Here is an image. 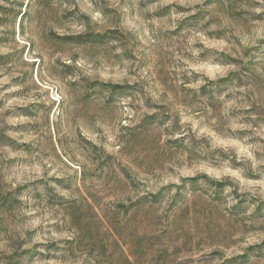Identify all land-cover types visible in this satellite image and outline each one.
Wrapping results in <instances>:
<instances>
[{
    "label": "rangeland",
    "instance_id": "obj_1",
    "mask_svg": "<svg viewBox=\"0 0 264 264\" xmlns=\"http://www.w3.org/2000/svg\"><path fill=\"white\" fill-rule=\"evenodd\" d=\"M262 203L264 0H0V264H264Z\"/></svg>",
    "mask_w": 264,
    "mask_h": 264
},
{
    "label": "trees",
    "instance_id": "obj_2",
    "mask_svg": "<svg viewBox=\"0 0 264 264\" xmlns=\"http://www.w3.org/2000/svg\"><path fill=\"white\" fill-rule=\"evenodd\" d=\"M103 36L104 35H99V34H84V35L74 36L73 38L68 37L65 39L68 41H71V40L75 41V43H78V44H80V43L83 44V43H86L88 41H91V39H93V38H102ZM108 87L112 92H120V91L125 89L124 86H118V85H110ZM199 179H201L204 183H207L208 185L214 187L216 189V191H221L223 189V186L225 185L224 183H221V182L211 181L207 177H204V176H202L201 178L187 179V180H185V182L187 181L189 183V185L192 186V185H195L197 183V181H199ZM184 191H185L184 187H181V186L176 187V192H175V196H174L173 201L175 202V200H179ZM160 196H161L160 192L156 195L142 196L137 201L132 203L130 208L131 209L134 208V210H138L140 208L145 207V205H147V204L154 205L155 203H157L159 201ZM263 205H264V203L259 204L257 207V210L260 211L261 207ZM128 209H129V207H128ZM263 246H264V244L256 246V247H258V249H261V247H263ZM254 248H255V246L253 248H251L250 250H252ZM243 257H246V255Z\"/></svg>",
    "mask_w": 264,
    "mask_h": 264
}]
</instances>
